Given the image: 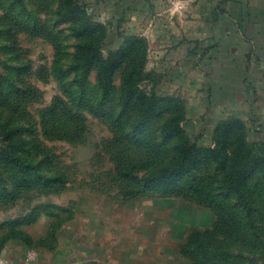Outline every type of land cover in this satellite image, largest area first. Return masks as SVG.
<instances>
[{
    "label": "rangeland",
    "instance_id": "374dc122",
    "mask_svg": "<svg viewBox=\"0 0 264 264\" xmlns=\"http://www.w3.org/2000/svg\"><path fill=\"white\" fill-rule=\"evenodd\" d=\"M63 1L0 0V264H264V0Z\"/></svg>",
    "mask_w": 264,
    "mask_h": 264
},
{
    "label": "crops",
    "instance_id": "0c3cea01",
    "mask_svg": "<svg viewBox=\"0 0 264 264\" xmlns=\"http://www.w3.org/2000/svg\"><path fill=\"white\" fill-rule=\"evenodd\" d=\"M214 1V0H213ZM212 0H209L208 3L213 2ZM249 0H217V5L218 7H220L221 9L225 8V12H227L229 9L232 8V4L236 5L239 4L238 9H236V11H232L229 10L228 12L231 13V15H236V14H243V13H248V5H249ZM229 5V6H228ZM209 8V9H208ZM205 11L206 14H214L216 12V8H214V6L212 7V5H207L206 9L203 10V12ZM227 26H224L223 31H226ZM219 30H221V28H219ZM229 30V29H228Z\"/></svg>",
    "mask_w": 264,
    "mask_h": 264
},
{
    "label": "trees",
    "instance_id": "16d2710c",
    "mask_svg": "<svg viewBox=\"0 0 264 264\" xmlns=\"http://www.w3.org/2000/svg\"><path fill=\"white\" fill-rule=\"evenodd\" d=\"M76 8H77V6L76 7H71V1L70 0H64L63 1V3L61 4V6H60V11H63L64 13H66L67 15H69V14H74L75 15V12H76ZM35 30H36V28H34ZM91 48V46L90 45H87V46H84V47H80V49H79V51H78V56H79V58H80V60H81V62L82 61H84V59H83V57H87V54H83V52H84V50H86L87 52H89V49ZM83 54V55H82ZM83 56V57H82ZM93 57H95V59H98V60H100L101 61V55L99 56L98 54H93ZM103 63H105V61L103 62ZM107 69V68H106ZM179 158H181L182 160H184V158L183 157H181V156H179ZM181 160V161H182ZM184 162V161H183ZM185 164H187L186 162H184V165ZM255 164H257V162H255ZM246 174H243L242 175V182H243V184H244V182H245V180H246V176H245ZM245 177V178H244ZM234 180H235V182H236V184H240V182H241V177H240V174H238V175H235L234 174ZM241 189H239V190H237V191H240ZM242 191V190H241Z\"/></svg>",
    "mask_w": 264,
    "mask_h": 264
}]
</instances>
